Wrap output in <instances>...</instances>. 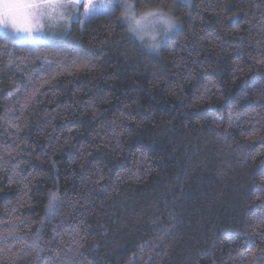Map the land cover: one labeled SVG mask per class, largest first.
Here are the masks:
<instances>
[{
  "label": "trees",
  "instance_id": "16d2710c",
  "mask_svg": "<svg viewBox=\"0 0 264 264\" xmlns=\"http://www.w3.org/2000/svg\"><path fill=\"white\" fill-rule=\"evenodd\" d=\"M130 1L0 35V264H264V0Z\"/></svg>",
  "mask_w": 264,
  "mask_h": 264
},
{
  "label": "snow or ice",
  "instance_id": "6c2138e0",
  "mask_svg": "<svg viewBox=\"0 0 264 264\" xmlns=\"http://www.w3.org/2000/svg\"><path fill=\"white\" fill-rule=\"evenodd\" d=\"M112 5L127 10L133 8V5L126 3L125 0H109V6L111 7ZM69 6L83 7V16L88 18L95 11L93 0H0V29H11L15 33L27 34L29 38L34 39L33 33L40 32L44 28L43 21L65 19L61 9ZM74 15L83 24V19L79 17V14L76 13ZM123 19L133 21L130 23L128 30L137 35L141 40L143 38L140 33L151 23L159 22L163 24L166 35L176 27L175 23L157 12L145 13L138 19L127 12ZM151 48L155 51L159 48V45L155 44ZM58 199L55 193L51 194L48 204L49 210L53 208Z\"/></svg>",
  "mask_w": 264,
  "mask_h": 264
},
{
  "label": "rangeland",
  "instance_id": "374dc122",
  "mask_svg": "<svg viewBox=\"0 0 264 264\" xmlns=\"http://www.w3.org/2000/svg\"><path fill=\"white\" fill-rule=\"evenodd\" d=\"M126 3L131 2L133 5L132 8V14H142L140 12H137L134 4L130 0H125ZM93 3L95 5V11L92 13V16L90 18L84 17V8L83 7H66L64 9H61V12L63 13L65 19L60 20V19H52V20H45L43 21L44 23V28L42 31L33 33L34 39L29 38L27 34L23 33H15L11 29H0V35L4 36L6 38L11 39V41L19 44H25V43H50V42H56L60 41L70 31V28L72 27L73 24L75 23H80V19L76 17V13L79 14V17L83 19V24L92 19L93 17L99 16V15H113V13L116 11L115 9L118 8L117 10L120 11V19L122 23H124L127 31L129 34L139 42L145 48L148 52H155L152 50L151 46L153 43L158 44L161 47V44L164 43V41L169 37L171 33H173L177 28L178 25L176 24V27L168 32V34H165V26L159 25V24H149L146 27V31L149 32L150 35H155L157 39L155 41L150 39V36H146L143 40H141L137 35H134L131 33L129 29L130 21L123 19L125 14L128 12L127 9L125 8H120L115 5H112L111 7L109 6V0H93ZM163 42V43H162Z\"/></svg>",
  "mask_w": 264,
  "mask_h": 264
},
{
  "label": "clouds",
  "instance_id": "9594fccd",
  "mask_svg": "<svg viewBox=\"0 0 264 264\" xmlns=\"http://www.w3.org/2000/svg\"><path fill=\"white\" fill-rule=\"evenodd\" d=\"M129 4H132L131 2H129ZM149 12H152V11H148L146 13H149ZM128 13L131 14V15H134L135 18H140L141 16H143L145 13H142V14H132V8L128 9ZM158 14H161V15H164L166 16L170 21H172L173 23H175V21L170 17V15L168 13H161V12H157ZM154 19V18H152ZM133 21H130V23H132ZM153 25L155 24H159V25H163L159 22H155V23H151ZM164 26V25H163ZM140 35L142 36V38L144 39L146 36H150V39L155 41L157 39V37L155 35H150L149 32H147L146 30H144L142 33H140ZM142 39V40H143ZM155 45V43L152 44V46Z\"/></svg>",
  "mask_w": 264,
  "mask_h": 264
}]
</instances>
